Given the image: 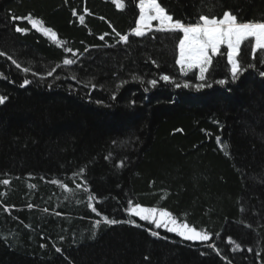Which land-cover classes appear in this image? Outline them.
I'll list each match as a JSON object with an SVG mask.
<instances>
[{
    "label": "trees",
    "instance_id": "1",
    "mask_svg": "<svg viewBox=\"0 0 264 264\" xmlns=\"http://www.w3.org/2000/svg\"><path fill=\"white\" fill-rule=\"evenodd\" d=\"M138 2L0 0V181H10L0 183V264H264V51L253 61L242 45L241 63L256 67L234 82L221 56L206 73L212 87L176 88L199 83L175 64L181 34H132ZM158 2L185 23L223 11L264 20V0ZM28 14L60 43L13 20ZM128 201L212 238L189 241L134 215L129 223Z\"/></svg>",
    "mask_w": 264,
    "mask_h": 264
},
{
    "label": "snow or ice",
    "instance_id": "2",
    "mask_svg": "<svg viewBox=\"0 0 264 264\" xmlns=\"http://www.w3.org/2000/svg\"><path fill=\"white\" fill-rule=\"evenodd\" d=\"M113 2L116 4L117 8H124L123 0H113ZM138 8L139 18L135 21V27L131 29V33L135 36H145L147 32L153 29L154 21L157 22L156 31L174 34L182 33V36L177 37L178 44L176 48L178 49V55L175 59V64L179 65L180 72L185 75L194 69H198L199 75L197 80L199 83L195 85L187 81L184 82L183 85L175 83L176 88L195 87L196 90H201L206 87H212V84L207 83L206 73L209 72L214 58L221 56L226 57L227 64L230 66L231 80L234 82L243 72L256 67L255 63H248L246 67L241 63L239 57L242 54V45L248 42L250 57L253 61L256 59L259 52L264 51V20H239L231 11H223L219 16L210 17L209 15L201 14L194 23H185L179 19H174L158 0H139ZM84 11L87 12L88 9L85 8ZM75 14L76 12L73 10V15ZM25 18L31 20L33 28L41 31L45 36L50 37L57 44L60 43L56 38V32L52 28L43 27L42 21L32 19L31 14H28L27 17L13 16V20ZM79 19L83 24L85 17L81 15ZM16 31L23 33L26 32L27 29L17 26ZM116 35L119 36V40L122 42L127 43L129 40L128 35H122L120 33H116ZM100 39L103 40L104 36L102 35ZM222 47L225 49L224 51H222ZM65 50L70 53L73 51L70 48H66ZM0 55L5 54L0 52ZM8 59L12 60V63L16 65L17 68L21 67L12 57L9 56ZM260 62L264 64V56L260 57ZM73 63H75L74 59L63 60V65H72ZM57 67L60 66L57 65ZM22 71L27 73L30 69L24 67ZM55 71L56 69L53 68L47 75L51 76ZM259 75L264 77V71H261ZM134 79L140 78L134 77ZM159 80L166 83L175 82L173 77L166 74L161 75ZM30 83L31 81L24 79L21 87ZM147 83L155 87L158 80L152 79ZM215 83L226 85L229 81L227 79H220L215 81ZM92 87H95V85H92ZM114 98L115 96H113V99ZM7 99V96L0 95V104L5 103ZM217 141H219V137H217ZM83 171V169L80 170L81 173H83ZM53 182L59 183V181ZM0 183L8 185L10 181L5 179L0 181ZM80 187L81 185H77V188ZM85 190H87L86 187ZM93 200H96V197L89 194L87 207L90 208L92 212L97 213V208L92 203ZM28 207L31 208L32 205L29 204ZM8 210L9 209L5 208V211ZM126 210L130 216L129 221H127L129 223H134V221L131 220V216L134 215L139 217L142 221H148L154 224L157 228L163 227L169 232L177 233L180 237L189 241L207 242L212 238V234L205 230H197L196 227L189 225L187 222H178L170 211L163 208L145 207L139 203L133 205L132 201H128ZM97 214L99 215V213ZM102 220L107 225L119 223V221L110 219L108 216H103ZM95 223L99 225L101 220H96ZM149 231L152 236L158 235L156 231H152L151 229H149ZM61 239H63V237H61ZM229 242H233L230 237ZM209 247L215 249V244H209ZM236 248L239 249L240 245L236 244ZM56 251L59 252L60 249L57 248ZM249 251H252V249H249Z\"/></svg>",
    "mask_w": 264,
    "mask_h": 264
},
{
    "label": "rangeland",
    "instance_id": "3",
    "mask_svg": "<svg viewBox=\"0 0 264 264\" xmlns=\"http://www.w3.org/2000/svg\"><path fill=\"white\" fill-rule=\"evenodd\" d=\"M138 11H139V8H138ZM138 18H139V15H138ZM137 18V19H138ZM156 25H157V22H153V29L152 30H155L156 31ZM181 34V36H182V33H180ZM178 66V68H179V65H177ZM180 70V69H179ZM194 70H196V72H197V74L199 75V70L198 69H194Z\"/></svg>",
    "mask_w": 264,
    "mask_h": 264
}]
</instances>
